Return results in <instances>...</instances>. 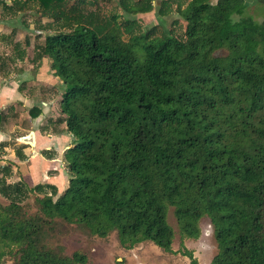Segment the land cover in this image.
I'll return each instance as SVG.
<instances>
[{
	"label": "trees",
	"instance_id": "trees-1",
	"mask_svg": "<svg viewBox=\"0 0 264 264\" xmlns=\"http://www.w3.org/2000/svg\"><path fill=\"white\" fill-rule=\"evenodd\" d=\"M22 1L53 18L35 60L62 81L74 143L61 193L0 167V264H96L51 241L59 223L172 252L171 210L185 238L210 219L211 264H264V20L246 0Z\"/></svg>",
	"mask_w": 264,
	"mask_h": 264
},
{
	"label": "crops",
	"instance_id": "crops-1",
	"mask_svg": "<svg viewBox=\"0 0 264 264\" xmlns=\"http://www.w3.org/2000/svg\"><path fill=\"white\" fill-rule=\"evenodd\" d=\"M22 3L0 0V167H12L11 182L49 183L61 193L69 181L64 154L74 136L60 122L61 80L50 61L35 60L38 49L19 37L28 28L30 7Z\"/></svg>",
	"mask_w": 264,
	"mask_h": 264
},
{
	"label": "rangeland",
	"instance_id": "rangeland-1",
	"mask_svg": "<svg viewBox=\"0 0 264 264\" xmlns=\"http://www.w3.org/2000/svg\"><path fill=\"white\" fill-rule=\"evenodd\" d=\"M246 1V15L252 16L256 21H263L264 0ZM116 3L117 0H101L100 6L104 11H107ZM159 3V1L155 2L157 5ZM29 10L27 8L28 12L25 14L27 15L28 28L22 30L23 34H20L19 37H22L21 40L23 43L26 42L29 48H33L44 41L46 33L53 31L51 26H46L49 21H53V18L42 16L34 8L30 12ZM143 17L146 22H159L166 28L172 26L173 21L179 18L181 23L176 24V31L181 34L185 28L184 20L176 13L159 18L156 11H153L143 15ZM21 18L25 19L22 15ZM0 200H2L1 197ZM28 202L32 204L34 197L30 198ZM169 222L175 230L172 252L164 251L152 242H142L131 249H125L120 245L116 232L103 238L91 235L76 225L66 223L55 225L50 239L54 244L63 245L68 254L81 251L96 264H211L218 247L210 219L204 217L201 220V234L198 238H185L181 235L172 210L169 212ZM4 257L8 256L5 255Z\"/></svg>",
	"mask_w": 264,
	"mask_h": 264
}]
</instances>
